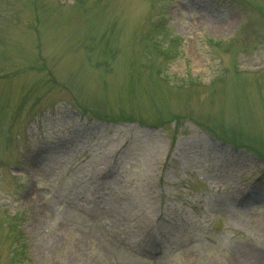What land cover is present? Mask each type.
<instances>
[{"label": "rangeland", "instance_id": "374dc122", "mask_svg": "<svg viewBox=\"0 0 264 264\" xmlns=\"http://www.w3.org/2000/svg\"><path fill=\"white\" fill-rule=\"evenodd\" d=\"M262 200L264 0H0V264H264Z\"/></svg>", "mask_w": 264, "mask_h": 264}, {"label": "bare ground", "instance_id": "6f19581e", "mask_svg": "<svg viewBox=\"0 0 264 264\" xmlns=\"http://www.w3.org/2000/svg\"><path fill=\"white\" fill-rule=\"evenodd\" d=\"M228 28L229 27L226 24V25H218V26L210 27V30H212L213 33L219 34V33L226 32ZM237 165H242V162L237 161V163L234 164V167L237 166ZM255 200L258 201V199H255ZM261 202L264 203V200H262Z\"/></svg>", "mask_w": 264, "mask_h": 264}]
</instances>
